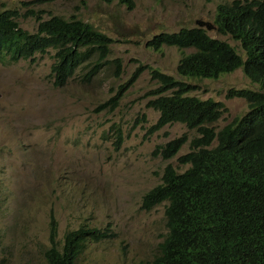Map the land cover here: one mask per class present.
<instances>
[{"label":"rangeland","instance_id":"rangeland-1","mask_svg":"<svg viewBox=\"0 0 264 264\" xmlns=\"http://www.w3.org/2000/svg\"><path fill=\"white\" fill-rule=\"evenodd\" d=\"M21 1L0 0V8L17 7L19 23L31 31L36 15L56 13L77 15L106 32L113 38L108 58L119 57L122 71L115 74V62H108L87 78L93 62L85 63L58 86L50 74L52 51L34 60L0 62V264H44L50 211L58 220L59 239L80 223L109 226L113 232L89 241L76 264L150 259L166 231L164 204L143 209L142 194L160 181L167 163L181 170L177 156L190 149L188 141L197 131L179 121L150 131L159 112L147 101L158 83L146 65L195 84L190 94L223 101L226 110L216 127L247 109L243 97H227V90L257 84L241 68L217 78L181 76L177 61L192 47L156 50L146 42L161 30L196 25V18L212 21L217 4L229 0H134L133 8L118 0ZM208 33L243 54L229 34L216 28ZM142 65L118 104L101 107ZM118 131L123 140L116 148ZM181 135L188 141L176 155L164 159L154 152Z\"/></svg>","mask_w":264,"mask_h":264},{"label":"trees","instance_id":"trees-1","mask_svg":"<svg viewBox=\"0 0 264 264\" xmlns=\"http://www.w3.org/2000/svg\"><path fill=\"white\" fill-rule=\"evenodd\" d=\"M118 2L127 8H133L135 4L134 0ZM18 15L16 8H0L1 63H13L27 58L33 60L35 53L53 48L52 83L58 86L64 85L85 63L93 62L91 70L84 74L87 78L108 62H115V74L122 71L119 57L111 60L108 58L113 38L93 23L76 15L65 17L54 14L40 20L36 30L31 32L19 25ZM213 23L218 32L229 34L239 41L240 46L245 49V59L228 41L211 36L204 27L197 25L181 26L172 31L161 30L154 33L146 44L156 50L164 44L179 48L192 47V51L180 56L176 65L177 73L185 77L216 78L222 73L242 67L252 81L261 85L260 89L264 88V0L219 2ZM146 67L150 68L152 78L158 83L149 91L152 96L147 101V105L159 111L150 131L179 121L188 128H196L200 136L192 140L189 151L178 157L180 162H191L192 166L180 173L168 163L163 169L162 182L143 194L142 202L147 207L163 198L170 200L166 209L169 231L161 244L160 254H155L149 263L140 260L137 264H196V254L188 249L184 206L191 194H198L195 182L200 168L206 172H221L227 155V140L224 138H227L230 129L240 134L244 145L258 164H235L237 179L227 201L228 206L234 210V215L221 227L220 230L224 233L212 237L210 248L215 264H264V145L255 135L248 132L258 128L254 108L256 103L264 110V93L259 89L243 88L236 91L230 88L228 95L239 93L251 101L250 111L240 119L233 118L222 131L216 133L212 126L206 124L216 120L225 110L220 100L212 97L201 99L197 95L189 94L188 92L196 87L195 84L176 78L157 67ZM141 69L143 65L119 85L114 96L100 106L114 108ZM259 129L264 137V122ZM215 135L220 139L219 144L207 149L205 145L210 143ZM121 141L122 134L118 132L116 144L119 145ZM185 141L184 135L174 137L156 146L154 152L158 151L164 159L172 157ZM250 168L254 175L251 174ZM194 203L195 201L191 202ZM237 205L243 210H235ZM49 217V245L43 250L44 264H76L88 240H100L113 234L109 226L97 227L81 223L76 228L67 229L62 239H59L58 222L53 211H50ZM254 232H261L262 238L253 243L247 252L261 257L255 262H250V257L241 254L239 242ZM225 233L235 238L237 245L233 249L231 240Z\"/></svg>","mask_w":264,"mask_h":264},{"label":"clouds","instance_id":"clouds-1","mask_svg":"<svg viewBox=\"0 0 264 264\" xmlns=\"http://www.w3.org/2000/svg\"><path fill=\"white\" fill-rule=\"evenodd\" d=\"M26 2H27V0H22L21 1V3H26ZM12 8H17V7H12ZM30 11L33 13V10L30 9ZM51 15H54V14H50L47 17H44L43 15H36L35 16L36 26H35V29L32 30V31L29 30V29L24 28L23 26H21L20 23H19V25L21 27H23V29H26L28 31L33 32V31L36 30L38 22L40 20L46 19V18L50 17ZM57 15H61V14H57ZM212 22H213V20H212ZM196 25H197V23H196ZM197 26H199V25H197ZM200 27H203V26H200ZM214 28H212V29H214ZM207 32H208V30H207ZM236 41H238V40H236ZM164 45H166V44H164ZM232 46L235 48L237 53L241 55V57L243 59L246 58V52H245L244 48H242L240 46L242 51H243V54H241V53L238 52L236 46H234V45H232ZM184 48H186V47H184ZM53 50H54L53 48H48L46 52H37V53H35V58L37 57L38 54L50 53V51L53 52ZM51 57L53 59L52 53H51ZM27 59L32 60L30 58H27ZM19 60H17V61H19ZM237 68H241L242 69V67H237ZM237 68H235V69H237ZM225 73H227V72H225ZM50 74L52 75V73H51V64H50ZM181 76H183V75H181ZM205 78H208V77H205ZM187 82H189V81H187ZM252 82H254V81H252ZM254 83L257 84L256 88H253V87H239V88L230 87V88H234L236 91L237 90H242L243 88L259 89L261 92L264 93V88L261 87V89H260L261 85L259 86L258 82H254ZM194 89H192V90H194ZM193 95H195V94H193ZM226 96L227 97H234V96L243 97L246 100V104H247L246 111H244L241 114L234 115L230 119V121H228V122H231V120L233 118H235V117L237 119H240L241 117H243L246 114V112L248 113L250 111L249 110V104H250L251 101L245 95H242V94H239V93H234L232 95H228V92H226ZM209 97H205V98L199 97V98L206 99V98H209ZM221 102L224 104L223 101H221ZM224 108L226 110L225 104H224ZM224 111L221 113V115L216 120L206 124L208 126H212L216 133L219 130L222 131L224 129L223 127L226 124H228V122H227L226 124L222 125L221 127H216L215 126V122L222 116ZM254 111H255V114H256L257 121H258V128H257L256 131H248V132L250 134H252V135H255L257 140L264 145V137L261 135L260 129H259L262 126L263 122H264V110H263V108L260 105H256V103H255ZM194 129L197 131V136L196 137L200 136L199 131L196 128H194ZM118 132H120V131H118ZM120 133L122 134V132H120ZM185 138H186V141H188L187 140L188 138L186 136H185ZM195 138H192L191 140L189 139V141H188L189 146H190V144H192V140H195ZM224 139L227 140V155L225 157L224 165L222 166L221 172L220 173L206 172V171H203L200 168L199 169V173L197 175L196 182H195V187L197 189L198 194L196 196H193L191 194V197L185 203V206H184V217H185V220H186L185 234H186V238H187L188 249H189L190 252L196 254V264H215V260L213 259V252H212V250L210 248V240L212 239L213 236H215V235H217L219 233H224V232H221V230H220L221 227L224 224L228 223L230 221L231 217H233V215H234V210L228 206L227 201H228L231 193L233 192V189H234L235 183H236V179H237V174H236V171H235V164L239 165L240 163H245V164H250V166H251V164H258L257 161L255 160L254 156L252 155V153H250L248 148L244 145V143H243V141L241 139V136H240V134L237 131L230 129L227 138H224ZM122 140H123V136H122ZM116 142H117V140H116ZM219 142H220V139H218L217 135H215L214 138L212 139V141L210 143H208L207 145H205V147L207 149H212V148L216 147L219 144ZM119 145L115 144V147L118 148ZM181 148H182V146L179 148V150ZM179 150L177 151V153L179 152ZM186 152L187 151H185L183 153H186ZM183 153H181V154H183ZM181 154H179L177 156V160H178V157ZM179 164H180L181 170H179L177 168H175V169H176V171H178L180 173H184L187 169H189L192 166L191 162H187V163L180 162ZM164 167H163V169H164ZM163 169H162V172H161L160 181L158 183L162 182ZM250 172H251V174L254 175V172H253V170L251 168H250ZM158 183H156L155 185H157ZM154 186H152V187H154ZM151 188H149V189H151ZM147 191H145V192H147ZM143 194H142V197H143ZM142 197H141L140 206L143 209H146V210H150V209L154 208L158 204H161V203L164 204V220H165L166 231L163 234L162 239L157 243V248H156V251L153 254V256L150 259L145 260V263H149L153 259L155 254H157V255L160 254V252H161V244L163 243V241L165 240V238H166V236L168 234L169 226H168V223H167L166 209H167V207L169 205L170 200L168 198H163L162 200L157 201V202L153 203L152 205H150L149 207H147V206H145L143 204ZM192 201H195V203L191 204ZM235 210L241 211V210H243V208L241 206L237 205V206H235ZM55 218H56V216H55ZM56 220H57V218H56ZM57 222H58V220H57ZM82 224H86V223H82ZM87 225L103 227V226L91 225V224H87ZM48 228H49V220H48ZM73 228H76V227H73ZM226 235L230 238V240H231V248L233 249L237 245V242H236V240H235V238L233 236H230L228 234H226ZM106 238H108V237H105V238L100 239V240H88L86 242V245H87V243L89 241H95L96 242V241L104 240ZM261 238H262L261 232H254V233L249 234L246 237L242 238L240 240V242H239V250H240L241 254L250 257V260H249L250 262H255L261 256H253V255H251L250 253L247 252V249L250 246H252L253 243L259 241ZM86 245H85V247H86ZM85 247H84V249H85ZM83 250H82V252H83ZM80 254H79V256H80Z\"/></svg>","mask_w":264,"mask_h":264},{"label":"water","instance_id":"water-1","mask_svg":"<svg viewBox=\"0 0 264 264\" xmlns=\"http://www.w3.org/2000/svg\"><path fill=\"white\" fill-rule=\"evenodd\" d=\"M195 22L197 23V25H199V26H203V27H205L207 30L212 29V28L215 27V25L213 24L212 21H210V20H205V19H203V18H197V19L195 20Z\"/></svg>","mask_w":264,"mask_h":264}]
</instances>
